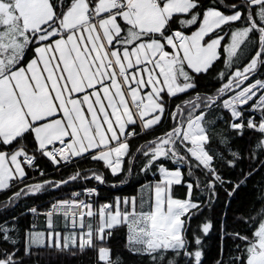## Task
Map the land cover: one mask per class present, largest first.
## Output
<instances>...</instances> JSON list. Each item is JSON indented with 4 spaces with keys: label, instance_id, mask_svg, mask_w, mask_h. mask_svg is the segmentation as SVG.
I'll return each mask as SVG.
<instances>
[{
    "label": "snow or ice",
    "instance_id": "6c2138e0",
    "mask_svg": "<svg viewBox=\"0 0 264 264\" xmlns=\"http://www.w3.org/2000/svg\"><path fill=\"white\" fill-rule=\"evenodd\" d=\"M62 189L0 264H264V0H0L2 203Z\"/></svg>",
    "mask_w": 264,
    "mask_h": 264
},
{
    "label": "trees",
    "instance_id": "16d2710c",
    "mask_svg": "<svg viewBox=\"0 0 264 264\" xmlns=\"http://www.w3.org/2000/svg\"><path fill=\"white\" fill-rule=\"evenodd\" d=\"M49 173H52L51 168L46 169ZM57 175V178L62 175H66V172L62 171L59 174H53ZM151 178V177H149ZM144 183L143 177H137L133 176L130 178L127 183L123 185H118L117 188H110L108 186H104L101 189V197L110 196V195H133L135 194L140 184ZM73 187H76L75 185ZM67 189H62L61 191H51L50 193H47L40 197L39 199H30L23 201L19 204L18 207H16L14 210H12L10 207L5 209V206L2 202H4L7 198V196L11 195V193L8 192H0V220L9 219L13 215H17L19 217L18 223L20 225L26 226L28 224H31L33 222L37 223L38 226H42L44 223L43 216L34 218L30 213H26L25 204L32 205L35 204L38 206V210L40 212H43L45 210V207L47 206L48 202L50 200H54L57 197H62L66 195ZM185 191L184 187L176 186V193L179 195L180 193H183ZM180 192V193H179ZM244 195V194H242ZM240 206V201H237L232 205V209L229 212V215H232L233 212L236 211V209ZM21 213H26L21 215ZM215 244L216 241L213 239L209 243L210 250L214 254L215 252ZM115 250L120 252L125 260L126 264H138L137 258L131 256L122 248V238L119 233H117V239L114 241ZM91 253H85V254H77L75 256L73 255H67V254H55L50 255L48 253H42L40 256L32 257L30 260L26 258V264H91L90 257ZM211 258V257H210Z\"/></svg>",
    "mask_w": 264,
    "mask_h": 264
},
{
    "label": "crops",
    "instance_id": "0c3cea01",
    "mask_svg": "<svg viewBox=\"0 0 264 264\" xmlns=\"http://www.w3.org/2000/svg\"><path fill=\"white\" fill-rule=\"evenodd\" d=\"M0 192H3V191H0ZM180 193V192H179ZM181 194V193H180Z\"/></svg>",
    "mask_w": 264,
    "mask_h": 264
}]
</instances>
